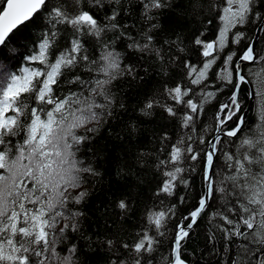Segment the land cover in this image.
Here are the masks:
<instances>
[{
	"label": "snow or ice",
	"instance_id": "1",
	"mask_svg": "<svg viewBox=\"0 0 264 264\" xmlns=\"http://www.w3.org/2000/svg\"><path fill=\"white\" fill-rule=\"evenodd\" d=\"M0 264H264V0H0Z\"/></svg>",
	"mask_w": 264,
	"mask_h": 264
},
{
	"label": "trees",
	"instance_id": "2",
	"mask_svg": "<svg viewBox=\"0 0 264 264\" xmlns=\"http://www.w3.org/2000/svg\"><path fill=\"white\" fill-rule=\"evenodd\" d=\"M252 39H254V37ZM120 87L123 88L124 86L121 84ZM129 102L131 103V101H129ZM248 102H249V96L246 99H244V105H245L244 110L247 107ZM255 103H256V101H255V99H253V104H252L250 110L248 111L250 119L253 116V107L255 106ZM210 118L211 117L209 116V119ZM109 188H111L110 192L108 191ZM97 191L106 192L108 197H109V199H113L114 200L116 196L121 194L122 189L120 188V186L118 184V181L115 179L114 176L110 180L108 174L105 173L103 180L99 183V185L97 187ZM93 198H95V193H94V197Z\"/></svg>",
	"mask_w": 264,
	"mask_h": 264
},
{
	"label": "bare ground",
	"instance_id": "3",
	"mask_svg": "<svg viewBox=\"0 0 264 264\" xmlns=\"http://www.w3.org/2000/svg\"><path fill=\"white\" fill-rule=\"evenodd\" d=\"M253 98H254V97H252V102H251L250 107H248L249 102H250V96H249V102H248V105H247L248 108H247V107L245 108V110H246L247 113H248L249 109L251 108V106H252V104H253ZM245 110H244V111H245Z\"/></svg>",
	"mask_w": 264,
	"mask_h": 264
},
{
	"label": "water",
	"instance_id": "4",
	"mask_svg": "<svg viewBox=\"0 0 264 264\" xmlns=\"http://www.w3.org/2000/svg\"><path fill=\"white\" fill-rule=\"evenodd\" d=\"M257 39H258V37L254 36V39H253V40L255 41V40H257ZM251 102H252V96H250V102H249L248 107H250ZM248 107H247V108H248ZM245 112H246V110H245Z\"/></svg>",
	"mask_w": 264,
	"mask_h": 264
},
{
	"label": "flooded vegetation",
	"instance_id": "5",
	"mask_svg": "<svg viewBox=\"0 0 264 264\" xmlns=\"http://www.w3.org/2000/svg\"><path fill=\"white\" fill-rule=\"evenodd\" d=\"M254 99V98H253ZM250 110V109H249Z\"/></svg>",
	"mask_w": 264,
	"mask_h": 264
}]
</instances>
